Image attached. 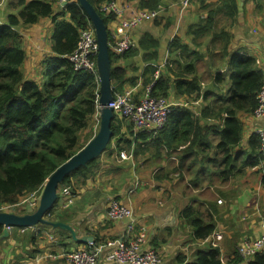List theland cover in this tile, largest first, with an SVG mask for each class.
Listing matches in <instances>:
<instances>
[{
    "label": "trees",
    "instance_id": "16d2710c",
    "mask_svg": "<svg viewBox=\"0 0 264 264\" xmlns=\"http://www.w3.org/2000/svg\"><path fill=\"white\" fill-rule=\"evenodd\" d=\"M54 1L56 0H19L21 7L19 13L9 15L6 24L0 23V210L6 208L18 214L30 213L25 201L38 197L51 174L85 147L95 135L92 124L98 113L99 75L76 71L67 58V55L76 49L81 31L93 26L76 0L68 2L58 13L55 12ZM89 1L104 18L111 41L109 24L116 17L103 14L100 7L106 2L115 0ZM254 1L259 3L258 8L262 10L264 0ZM127 2L142 10H158L165 7V0H127ZM200 4L207 15L191 25L188 33L194 36V42L199 47L205 41H211L208 47L210 59L208 70L210 72L215 70V74L211 75L213 88L207 90L202 98L207 100L213 95L216 98L204 114L221 121L224 128L203 127L199 120L194 118L193 111L183 108L190 118L186 123L188 129H183L182 135H188L190 145L185 149V155L181 160L185 161L187 154L194 150L201 151L204 147L216 150L218 179L227 180L231 176L233 178L241 174L245 176L250 168H255L261 163L262 157L258 152L260 141L253 136L248 144L249 155L242 158L243 154L246 155V151H242V147H239L243 140L244 129L238 113L254 114L259 104L258 93L264 88V71L257 66L253 55L243 56L240 55L242 49H232L234 37L226 27L227 24L230 26L236 24L238 20L240 10L238 1L221 0L218 4H212L201 0ZM43 18H51L55 24L53 34L55 54L40 63L41 69H36L37 76L41 78L33 79L25 72L27 52L20 28L32 26ZM138 46L144 52L153 49L149 57L159 58L160 41L152 35H143ZM178 47L184 52H190L195 58L186 63L183 72L179 75L181 78L174 82L170 76L161 74L153 86V94L169 96L174 86L179 95L188 94L193 100H199L200 96L197 93L202 90L203 76L199 74L197 66L205 55L200 54L197 48L192 50L188 45H180V40L176 37L170 46V52ZM138 48L122 55H116L111 50V77L114 91H123V84L127 80V69L120 61L127 55L135 54ZM215 56H219V60L222 58L224 63L217 65L213 59ZM223 68L227 70L225 73L221 71ZM155 72L154 64L146 65L143 72L145 86L154 80ZM186 74L193 76L190 79L182 78L186 77ZM214 88L218 89V93H215ZM164 128L157 134L147 136L146 133L133 132V124H129L127 132L123 133V121L115 117L112 124L114 136L104 153L108 152L107 158H112L117 157L116 153L120 154L122 150H126L129 153L133 151L136 157L146 150L145 147L142 148L140 139L146 141L151 137L152 144L160 149ZM210 130L219 132V143L216 148L212 141L206 138ZM100 158L101 155L87 166L71 172L61 186L73 189L75 179L78 181L84 179L83 183H86L93 174L92 166ZM194 165L199 167L198 171L192 175H182L181 178H186L193 188L200 189L204 185L203 181L209 178L204 177V170L209 169V162H205L202 157L200 161H194L191 167ZM262 180L264 181V176ZM209 184L212 186L215 184L213 176L210 177ZM60 203L59 197L48 212L47 219L52 221L59 219L56 217V212ZM183 215L185 218H190L191 223H194L196 235L203 240L216 231L217 224L209 215V211L190 206ZM206 215L210 218H205ZM4 228L0 225V237L4 234ZM29 230L32 228L27 229ZM57 231L61 235L71 237L68 231L62 229ZM233 237L232 254L235 257L229 264H242L244 260L236 250L238 234L235 233ZM95 242L101 243V241ZM220 253L219 247H210L200 253L198 262L191 264H223ZM247 264H264V252L257 253Z\"/></svg>",
    "mask_w": 264,
    "mask_h": 264
},
{
    "label": "crops",
    "instance_id": "0c3cea01",
    "mask_svg": "<svg viewBox=\"0 0 264 264\" xmlns=\"http://www.w3.org/2000/svg\"><path fill=\"white\" fill-rule=\"evenodd\" d=\"M117 1L128 8L126 16H130L133 10H138L127 0ZM205 1L218 4L221 0ZM237 1L240 8L238 20L232 26L226 23L227 30L234 37L232 49H242L240 55L243 56L253 55L257 66L264 71V7L262 10L258 8L259 3L254 0ZM181 2L182 0H165V7L162 8L161 15L156 20L143 23V31H138L140 27L132 30L131 37L137 43L134 49L139 47L138 43L145 34H150L160 41L159 58L149 57L153 49L144 52L141 48H138L135 54L123 57L120 62L128 72L123 88L124 90L135 88L137 97H141L148 86L144 85L145 77L143 76L146 65L149 63L158 65L165 60L169 65L161 70V74L170 76L173 82L180 79L179 75L183 72L184 66L195 56L190 55V52H184L180 47L170 52L171 44L178 37L180 45H188L192 50L197 48L200 54L205 55L197 66L199 74L203 76L202 90L197 93L200 96L199 100H193L188 94L179 95L173 86L169 96L190 105L174 108L164 128L160 149L152 144V137L147 139V142L140 139L142 143L145 142L142 148L145 147L146 150L134 156L132 160L134 162L116 161L115 157H112L104 158L100 164L96 163L92 166L94 175L92 174L86 183H83L84 179L79 181L75 179L70 192L73 203L66 204L68 196L61 198L59 212L56 215L59 219L56 221L71 225L80 237L92 236L95 241H101V244L111 240L122 241L127 237L128 221L110 220L106 213L110 200L115 198L133 208L136 219L147 230V243L144 247L152 248L161 254L162 264H191L200 260V253L203 250L213 247L196 235L190 218H185L183 215L190 206L198 207L200 210L209 211V215L215 220L216 232H221L223 235V239L217 246L221 251L220 260L223 264H229L235 257L232 254L235 233L239 237L236 244L237 250L245 239L259 236L263 232L264 202L255 200L250 202L247 195L255 190L260 193V198L264 199V181L262 180L264 166L261 165H264V160L261 156L262 160L256 166L257 168H250L241 184L235 187H232L233 176L227 180L218 179L216 150L204 147L201 151L194 150L187 154L185 161L181 160L185 155V149L190 145L188 135H182L183 129H188L186 123L190 118L184 109L193 111L194 118L199 120L203 127L224 128L221 121L204 114L216 98L214 95L207 100L202 98L207 90L213 88L211 75L215 74V70L213 72L208 70L210 61L208 47L211 41L207 40L199 47L194 42V36L188 33L189 27L196 24L201 17H205L207 13L201 8V0H191V4L185 10H182ZM62 7L64 6L54 1L56 13L62 11ZM20 8L19 0H0V23L6 24L9 15H17ZM54 29L55 24L51 18H43L32 26L20 28L27 52L25 72L29 78H41L37 76L36 69H41L40 63L55 54L53 52ZM255 29H258V32H255ZM213 59L217 65L224 63L222 58L219 60V56ZM221 71L225 73L227 70L223 68ZM192 76L186 74V77L182 78L190 79ZM207 78L208 81L205 80ZM214 91L218 93L217 88H214ZM190 98H192L191 101ZM238 118L243 121V140L239 147H242V151H246V155H242L244 158L249 155L248 144L251 137L257 138L253 132L257 128L264 127V116L257 118L239 112ZM122 121V132L126 133L128 125L132 123L128 120ZM146 135L150 134L146 133ZM206 138L210 139L216 148L219 143V132L210 130ZM202 157L205 162H209V169L204 170V177L209 178L203 181L202 188L195 189L187 179H182L181 176L196 173L199 167L195 165L191 167V165L194 161H200ZM116 163L118 165H115ZM121 171L124 172L120 174ZM253 171L256 173L254 175L258 176V181L250 183L249 176ZM211 176L214 177L215 186L209 184ZM234 188H240L241 191L236 192ZM208 194L214 196L208 199ZM239 204L242 207L241 210ZM252 210L255 213L249 218L247 213ZM237 213L242 217L235 216ZM209 215L205 218H210ZM26 231L12 228L7 237L0 239V264H69L64 257L68 252L87 247L86 243L75 242L72 237L61 235L57 229L50 226L39 225ZM97 264L113 263H109L102 256Z\"/></svg>",
    "mask_w": 264,
    "mask_h": 264
},
{
    "label": "built area",
    "instance_id": "2783aa9c",
    "mask_svg": "<svg viewBox=\"0 0 264 264\" xmlns=\"http://www.w3.org/2000/svg\"><path fill=\"white\" fill-rule=\"evenodd\" d=\"M70 1L56 0L62 6L65 2ZM181 4L182 10H185L191 4V0H182ZM127 9L125 5L117 0L106 2L100 7L103 14L116 17L110 22L109 26L111 31L110 47L116 55L128 53L136 48L137 43L131 37L132 30L143 23L156 20L161 15L162 10L138 9L133 10L130 16H126ZM255 32H258V29H255ZM97 55V37L94 28L90 27L81 31L76 49L67 55V58L76 71H86L98 76ZM166 65H169L167 60L154 65L156 67L154 80L146 87L141 97H137L135 88L114 91V98L110 103V107L113 108L116 117L130 121L133 124L134 132L137 134H157L167 125L174 108L190 105V103L178 101L171 96H156L153 94V86L161 76V70ZM257 99L259 104L253 116L259 118L264 116V88L258 93ZM253 134L260 141L259 152L264 160V127L257 128ZM144 143L141 142V144ZM116 155L121 160H131L134 157L133 151L129 153L126 150H122L120 154L116 153ZM70 192L71 187H62V197H69L66 204L73 203ZM106 213L110 220L128 221L127 237L122 241L111 240L102 244L95 242V240L88 242L86 248L72 250L64 256L69 264H97L102 256L113 264H162L161 254L152 248L146 249L144 247L147 243V230L136 219L132 207L113 198L108 204ZM262 228L263 232L259 236L245 239L237 247L239 256L244 260L242 264H247L257 253L264 252V222ZM27 229L20 228L22 232ZM222 239V233L215 231L204 241L217 247Z\"/></svg>",
    "mask_w": 264,
    "mask_h": 264
},
{
    "label": "water",
    "instance_id": "95a60500",
    "mask_svg": "<svg viewBox=\"0 0 264 264\" xmlns=\"http://www.w3.org/2000/svg\"><path fill=\"white\" fill-rule=\"evenodd\" d=\"M89 17L95 30L98 42L97 68L99 86V105L100 116L99 130L95 136L78 151L75 155L61 164L47 179L38 197H33L31 203L36 202V209L27 214H18L15 211L0 210V225H3L4 234L0 239L9 235L12 228H34L36 226L47 225L54 229L68 231L73 241L78 243L93 242L94 237H80L77 231L69 224L62 221H52L47 219L48 212L59 200L58 189L65 178L74 170L98 158L106 151L108 144L114 136L112 124L115 113L110 103L114 98V87L112 84V63L109 31L104 18L96 10L89 0H76ZM68 2L64 3V6Z\"/></svg>",
    "mask_w": 264,
    "mask_h": 264
},
{
    "label": "rangeland",
    "instance_id": "374dc122",
    "mask_svg": "<svg viewBox=\"0 0 264 264\" xmlns=\"http://www.w3.org/2000/svg\"><path fill=\"white\" fill-rule=\"evenodd\" d=\"M142 26V25H141ZM141 26H139L138 28V31H143V27H144V25L141 27ZM135 50V49H134ZM167 66V65H166ZM165 66V67H166ZM153 79H154V75H153ZM206 81H208L209 79L207 78V79H205ZM192 100V98H190V101ZM197 101V100H196ZM200 102V101H199ZM123 120H125V119H123ZM99 125H100V116H99V112L97 113V116L95 115V117H94V121H93V124H92V129H94V132H95V134L97 133V130H99ZM93 133V132H92ZM95 136V135H94ZM147 142V141H146ZM143 146H144V144H142ZM132 152V151H131ZM107 155H108V152H106V153H103V154H101V158L99 159V161L97 162V163H99L100 164V162H102L103 160H104V158H106L107 159ZM134 158V157H133ZM115 160L117 161H119V160H121V158L120 157H115ZM133 159H131V160H126V161H128V162H134V161H132ZM105 165V164H104ZM115 165H118L117 163L115 164ZM114 165V166H115ZM132 165V164H131ZM262 166H264L263 164H262ZM257 168V167H256ZM261 171H263V170H261ZM124 171H121L120 172V174L121 173H123ZM254 173H255V171H253L251 174H250V176H249V180H250V183H251V181H258V176H255L256 175V173H255V175H254ZM244 178V175H238V176H236V177H234L233 178V181H232V184H233V186L232 187H235L237 184L239 185V184H241V182H242V179ZM186 179V178H185ZM216 184H214L213 186H215ZM229 189V188H228ZM218 190H219V188H218ZM234 190L237 192H239V191H241V189L240 188H234ZM216 191H217V189H216ZM255 191V190H254ZM252 191L250 194H248L247 195V199L249 200L250 199V202H252L253 200H255V201H258V202H264V199H261L260 198V193L258 192V191ZM254 192V193H253ZM58 193H59V197L60 198H62V186H60L59 187V189H58ZM220 194H222V193H220ZM240 194V193H239ZM264 194V193H263ZM212 196H214V195H210V194H208L207 195V198L209 199V198H211ZM32 199V198H31ZM31 199H28L27 201H25L26 202V208L28 209V211L29 212H33L35 209H36V202L35 203H31ZM253 206V205H252ZM239 208H240V210H241V205L239 204ZM8 210V209H7ZM58 212H59V210L56 212V215L58 214ZM255 212L252 210V211H250V213L248 212L247 214L249 215V218L254 214ZM242 214V213H241ZM245 214V213H244ZM235 216H240L238 213L235 215ZM52 217V216H51ZM242 216H240L239 218H241ZM53 218V217H52ZM193 226H194V223L192 222L191 223ZM47 227H49V226H47ZM261 227V223L259 224V228ZM261 229V228H260ZM253 230V229H252Z\"/></svg>",
    "mask_w": 264,
    "mask_h": 264
}]
</instances>
